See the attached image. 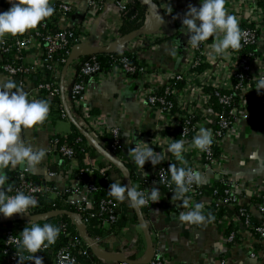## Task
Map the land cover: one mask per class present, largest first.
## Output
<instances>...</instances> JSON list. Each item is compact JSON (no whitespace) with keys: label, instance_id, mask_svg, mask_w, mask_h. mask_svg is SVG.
<instances>
[{"label":"built area","instance_id":"1","mask_svg":"<svg viewBox=\"0 0 264 264\" xmlns=\"http://www.w3.org/2000/svg\"><path fill=\"white\" fill-rule=\"evenodd\" d=\"M153 1L158 3L164 24H170L172 18L167 13V9L169 6L174 9L177 0ZM111 4L117 7L122 18L121 24L123 17H132L135 14L136 2L133 0L126 4L123 0H112ZM90 5V8L97 13L104 7V4L98 1ZM129 5H132V8H128ZM192 5L199 7L200 0H194ZM52 6L55 9L54 19L61 30L60 33L44 35L46 25H39L24 35L10 39L6 36L0 38L1 58L3 54L15 49L18 52L16 60L20 62L19 64H3L1 59V72L8 77V80L15 81L18 88L25 90L32 85L33 90L28 93L30 100H46L48 103L61 101L62 71L59 70L58 64L51 65L55 55L70 44L73 45L72 52L78 49L104 48L116 43L122 37L120 30L118 39L107 46L98 47V42H95L90 34L94 19L93 12H90L84 20L73 22L76 13L71 6L59 3H54ZM225 8L229 14L237 18L242 33L241 47L236 50L229 49L231 54L227 58L219 55L214 58L209 57L210 49L207 45L213 43L210 39L198 49H192L186 42L188 52L185 56L179 53L182 61L174 70L157 65L152 60L141 57L140 53L148 46L156 48L170 40V37L163 34L161 29L153 35L135 38L118 51L122 54L138 52V62L145 63L143 67L140 64L133 65L126 56L115 60L108 71H105L93 57L85 61L81 59L75 61L65 76V100L75 122L104 149L103 137L110 134L114 138L112 149L121 151L138 177V180L133 182V187L138 191L159 188L160 201L153 204L149 202L144 207L152 209V213L157 210L165 214L179 215L180 212L191 210L196 204H201L204 214L207 216L210 213L215 218L211 223L204 224L220 228L224 247L222 264H236L234 260L236 252L244 254L251 261L264 264V179L259 176L247 180L244 176H234L226 171L231 161L229 147L242 148L251 136L264 138V90L258 92L256 80H254L260 71L264 73V0H225ZM142 23L143 26L138 31L152 24V15L148 10ZM185 33L186 29L179 34L182 38L180 40L184 37L189 39ZM253 48L254 50L251 51L250 49ZM31 50H36L38 62L29 65L26 55ZM23 54H26L25 58H21ZM175 58H178L177 53ZM45 69L50 70V77L46 82L36 83L37 77L42 75ZM83 77H87L88 80L81 79ZM68 79H70L69 82ZM103 79H118L123 84L137 86L138 95L144 101L147 112L158 118L156 127L150 133L138 131L139 139L136 141L126 138L119 128L109 127L100 120L99 114L91 113L89 104L91 83L98 84ZM65 83L70 85L69 89H66ZM214 100H217L221 106V111L215 109ZM50 103V111H53L54 107H51ZM62 108L63 118L67 119L63 105ZM201 128L210 130L213 136V143L207 151H200L191 146ZM166 137L173 141L179 139L185 141L184 156L187 165L178 162L175 155L167 151V145H161V141ZM171 140H168V143H171ZM137 141H141V144L144 142L155 151L162 153L163 161L155 167L150 162L146 163L144 169H140L129 156L130 149L135 148ZM55 144H58V141ZM105 150L113 155L109 149ZM56 155L57 162L61 164L64 161L69 162L67 174L74 173L71 167L73 163H78L74 151L67 145H63ZM170 165H175L177 168L191 167L201 174L202 182L199 185L193 184L188 194L189 208L177 206L181 205V201H172L176 185L171 180V173L168 172ZM75 170L78 171L77 178L85 175L88 178L92 176V171L89 169H80L78 166ZM121 176L122 181L119 183L126 185L122 173ZM89 181L83 189L67 184L62 189L63 193H71L69 203L78 209L77 215L87 230L91 225L90 220L95 218L94 230L108 231L120 217L116 209L125 214L126 207L124 203L116 199L96 207L94 202L96 188L92 185V180ZM111 181L117 183L113 175ZM47 183L50 182H35L27 173H21L18 175L17 185L8 194L15 195L17 191H22L35 196L39 201L49 192L50 186ZM254 200H260V202L257 203ZM33 215L31 208L29 215L23 216ZM144 217L147 221V216L144 215ZM0 218L4 217L0 216ZM183 223L186 229L190 228L189 223ZM25 224L32 226L31 223ZM59 228L61 231L58 239L64 237L69 241L54 252L52 264H82L81 260L84 264H94L97 257L90 247L84 241L72 239L67 225L61 224ZM21 233L22 231L15 234L5 226L0 228V242L3 245L0 258H5V264H34L33 254L27 252L22 246ZM92 240L100 248L106 241L101 237L92 238ZM116 240L122 239L116 238ZM52 246L43 248L36 254L43 259L44 264H46L45 256L53 253ZM75 250H77L76 253ZM133 250L137 253L138 247ZM139 253H131L129 257L125 254L122 256L126 259L136 256L131 260L146 259L147 253L143 256H139ZM103 264L129 263L104 262ZM150 264L177 263L171 258L155 253Z\"/></svg>","mask_w":264,"mask_h":264},{"label":"crops","instance_id":"2","mask_svg":"<svg viewBox=\"0 0 264 264\" xmlns=\"http://www.w3.org/2000/svg\"><path fill=\"white\" fill-rule=\"evenodd\" d=\"M95 1L104 4L103 9L98 13L90 8V4ZM111 2L112 0H52V4L59 3L71 6L76 14L83 17H87L90 12H93L94 19L90 34L91 38L98 42V47L107 46L118 39L123 24H121L122 18L117 7L112 5ZM123 2L126 4L130 0H123ZM193 3L194 0L176 1L171 14L172 21L168 24L169 32L167 34L163 33L168 35L170 40L163 42L156 48L148 46L140 53L141 57L152 60L157 65L166 66L170 70H174L180 65L182 61L180 55L185 56L188 51L186 43L182 40V46L177 39H182L179 36L185 29L182 20L189 5ZM11 7L12 4L9 3V0H0V13L8 11ZM11 37L13 36H6L7 39ZM175 53L178 54V58H175ZM36 55V50H31L26 55L29 65L38 62ZM1 59L0 56V63ZM70 76L72 77L71 74ZM7 80L8 77L0 70V85ZM69 81L70 79H68ZM69 86L65 83L66 89H69ZM32 90L33 86L30 85L24 91L30 93ZM89 104L91 111L96 110L95 114H99L100 120L104 124L119 128L124 135L127 134V136L125 135L126 138H132L135 141L139 139L138 131L150 133L158 122V118L147 112L144 101L138 95L137 86L135 84H123L118 79H103L98 84L91 83ZM60 123H64L68 127L59 130ZM73 127L75 126L67 118L52 125L25 130L22 139L27 143H31L33 147L46 148V159L35 170L17 167L16 169L6 170L7 174H13L17 177L21 173H27L38 181L54 183L59 189H64L67 184L76 187L78 182L74 179L77 176L75 177L73 173L68 175L67 172H62L63 163L61 164L55 160L57 148L52 142L53 137L63 138L69 136L73 132ZM228 150L231 153L230 165L226 170L228 173L234 176H244L247 180L259 176L264 179V138L251 136L244 147H229ZM78 166L79 162L73 163L71 168L76 171L75 169ZM113 178L117 182L122 181L121 174L115 173ZM128 204L124 203L127 210L126 214L132 216L135 212L132 205ZM178 217V214H165L157 210L151 213L150 217H147L155 253L171 258L177 264H222L224 247L220 228L209 224H189L190 228L186 229L185 224ZM123 233L124 237L121 241H117L115 238L105 241L104 245L112 251L109 252L110 254L119 256L125 254L129 257L131 253L138 254L140 252L139 256L147 253V240L139 222L138 224H129ZM135 247H138L137 253L133 250ZM135 258L131 257V259ZM234 260L236 264H261L249 260L239 252L235 253Z\"/></svg>","mask_w":264,"mask_h":264},{"label":"clouds","instance_id":"3","mask_svg":"<svg viewBox=\"0 0 264 264\" xmlns=\"http://www.w3.org/2000/svg\"><path fill=\"white\" fill-rule=\"evenodd\" d=\"M12 7L0 13V38L7 35L13 37L24 35L30 30L36 29L43 21L53 16L55 9L52 0H9ZM168 14L173 13L171 6L167 9ZM199 22V23H197ZM182 24L189 37L187 43L192 49H198L202 44L209 41V57L219 55L227 58L231 53L241 47L242 33L237 18L229 14L225 8V0H200V6L189 5ZM256 80V90H264V73L260 71ZM15 89V91H13ZM50 112L49 103L46 100H30L28 93L18 88L13 80H7L0 85V216L11 218L14 215H29V209L38 206V200L33 195L17 191L15 195H9L11 188H6L8 176L6 170L26 167L37 169L46 159L47 149L33 147L22 139L25 130L33 129L42 125ZM127 136V134L125 133ZM166 137L161 145H167V151L175 155L178 162L187 165L184 156L186 151L183 139L171 140ZM213 143L210 130L201 128L199 134L192 141L191 146L200 151H207ZM135 148L130 149L129 156L135 165L144 169L146 163L158 166L164 159L162 153L155 151L148 144L137 141ZM168 172L176 188L172 201H181L184 208H189L188 194L193 184L202 182L201 174L191 167H179L170 165ZM108 194L120 202L126 199L137 207H143L160 201L159 188L138 191L135 187H128L121 183H112ZM178 219L193 225L211 223L215 218L210 213L206 216L203 205L196 204L188 211H182ZM20 234L23 248L32 253L34 264H44L41 257L37 256L43 248L54 245L59 237L61 229L52 224L31 223Z\"/></svg>","mask_w":264,"mask_h":264},{"label":"trees","instance_id":"4","mask_svg":"<svg viewBox=\"0 0 264 264\" xmlns=\"http://www.w3.org/2000/svg\"><path fill=\"white\" fill-rule=\"evenodd\" d=\"M155 4H158L157 1H155ZM128 8H132V5H129ZM135 9H136L135 14L132 17H128V16L123 17V24H122L121 31H120V34L123 37L139 30L143 26L142 21L146 16L147 9L141 6L139 3H136ZM43 25H46V28H47L44 31V35H48V34L55 35V34L60 33L61 31L57 25L56 19H54V14L53 16H51L50 18H47L45 21H43L40 24V26H43ZM177 40L179 44L182 45V40L180 39H177ZM72 48H73V45L70 44L66 49L61 51L59 54L55 55V57L51 61V65L58 64L59 70L63 71L66 65V62L72 52ZM250 50L253 51L254 48ZM243 52H246V51H243ZM17 54L18 52L15 49H13L10 53L3 54L2 63L3 64H19L20 62L16 60ZM25 55L26 54L21 55L22 56L21 58H25L26 57ZM125 56L129 58L130 62L133 65L140 64V66L143 67L145 64V63L138 62L139 61L138 52L134 54H130L127 52L122 54V53L117 52L111 55H96L93 58H95L100 63L101 67L105 71H108L111 69V67L115 63V60H120V58H123ZM90 58L91 57L83 58L81 59V61H85ZM50 75H51L50 70L45 69L44 73L38 76L35 82L39 84L46 82L47 79L50 77ZM81 79L86 80V81L88 80L87 77H83ZM50 104H51V107L52 106L54 107V110L49 112V116L47 120L42 125H38L40 127H44L49 124L52 125L56 123L57 121L64 119L63 118L64 113H63L61 101L59 100V101H56ZM214 107L217 111H221V106L218 104L217 100H214ZM96 112H97L96 110L91 111L92 114H95ZM56 141H58V144H55ZM103 141L105 142V149H109L110 151H112L113 155L117 159H121L125 163V165L131 171L133 182H136L138 180V177L134 174L132 170V166L129 165L128 160L124 158V155L121 153L120 150L112 149V145L114 144V138L110 134H107L103 137ZM52 142L57 148L56 150L57 153L60 152V149L63 145H67L70 149L74 151L75 158L79 162V168L89 169L92 171V176H90L89 178L86 175L83 176L82 178H77L76 174H78V171H74L73 174L76 177V178L74 177L75 178L74 181L76 180V182H78L77 186L81 189L85 188L86 185H88V183L90 182L89 180H92V185L96 188L95 189V199H94L96 207L102 205V203L107 204L111 201H114L115 198L110 196L108 194V191L110 190V185L113 183L111 181L112 175H114L115 173L121 174L120 171L114 165H112L109 162H106L102 157H100L97 154V152L89 145V143L83 137V135H81V133L76 129V127H73V132L66 138L53 137ZM95 155H98V156L95 157ZM68 165H69V162L64 161L62 165V172L67 171ZM7 176H8V183L5 186L13 190L18 183V176L15 177L13 174H7ZM30 178L31 180L35 182H39L37 179H34L32 177ZM47 184L48 186H50L49 192L39 199L37 207L32 208V212L34 215H44V214L53 212L55 210L70 211L75 214L79 213L78 209L69 203L70 197L72 196L71 193L64 194L63 190L59 189L54 183H47ZM254 201L257 203L260 202V200H254ZM122 203H125V204L130 203V205H132L131 201L127 199ZM107 207H109V205ZM140 208H141L143 215L150 217L152 213V209H148L144 206ZM116 211L120 217L118 221H116V223H114L108 231H100V232L95 231L93 226L96 223V219L95 218L91 219L90 220L91 225L90 227H88V230H87L89 236L93 239L97 237H101L102 239H106V240L112 239V238L122 239L124 237L123 231L129 224L131 223L138 224L139 221L134 212L132 216H128L126 213L125 214L120 213L119 210L117 209ZM45 223L52 224L55 227H60L61 224L67 225L72 239L83 242L75 225L73 224L71 219L68 218L67 216L56 217L46 222H41L38 224L43 226V224ZM3 226L11 229L15 234L20 233V231H23L26 227H30L23 222L7 223V224H4ZM3 226L0 225V228H2ZM68 241L69 239L64 238V237H60L59 239H57L55 245L52 246L53 253L51 254L48 253L45 256L46 264H52L54 260V252H57V250L60 247L64 246ZM101 247L104 248L106 252H112L104 244H101ZM2 249H3V245L0 242V251H2ZM76 251L77 250H75L74 252L76 253ZM5 261H6L5 258H0V264H5ZM29 263H31V261H29ZM81 263L84 264L82 260H81ZM93 263L103 264L101 260L98 258L95 259Z\"/></svg>","mask_w":264,"mask_h":264},{"label":"water","instance_id":"5","mask_svg":"<svg viewBox=\"0 0 264 264\" xmlns=\"http://www.w3.org/2000/svg\"><path fill=\"white\" fill-rule=\"evenodd\" d=\"M136 3H139L141 6L145 7L152 15V24H150L148 27L144 28L142 31H135L127 36H122L116 43L104 47V48H89V49H78L74 50L67 62L66 65L62 71L61 74V101L62 105L64 107V111L70 120V122L76 127V129L83 135V137L87 140L89 145L100 155L102 156L107 162L114 165L118 170L124 175L126 186L132 187L133 181L131 172L129 171L128 167L117 159L114 155L107 152L101 145H99L78 123L75 122V120L70 115V112L68 110L66 100H65V88H64V80L65 76L67 74L68 69L70 66L77 60L88 58V57H94L96 55H110L118 52L122 48L126 47L132 40L135 38L146 36V35H153L157 33L159 30L162 29L163 33L169 32V26L164 24L163 22V16L161 13V10L158 6V4H155L153 0H133ZM133 15V14H132ZM131 15V16H132ZM80 18V19H79ZM85 17L80 16L78 14L73 17V22L77 20H84ZM153 28V29H152ZM187 37L183 38V42H187ZM132 204V202H131ZM134 212L138 218L139 224L143 229V232L145 234L147 244H148V251H147V257L144 260H131L126 259L123 256L119 255H112L109 252H106V250L100 248L97 246L92 238L89 236L87 229L85 226L81 223L80 218L77 214L70 212V211H54L50 212L48 214L44 215H37V216H13L11 218H0V224H7V223H14V222H23V223H41L46 222L50 219L56 218V217H63L67 216L71 219L73 224L75 225L81 239L90 247L91 251L96 255L98 259H100L103 262H109V263H129V264H150L155 256V246L149 231V227L146 221V218L144 217L141 208L135 207L133 204Z\"/></svg>","mask_w":264,"mask_h":264},{"label":"rangeland","instance_id":"6","mask_svg":"<svg viewBox=\"0 0 264 264\" xmlns=\"http://www.w3.org/2000/svg\"><path fill=\"white\" fill-rule=\"evenodd\" d=\"M68 126L64 123H60V125L58 126L59 130H63L66 129Z\"/></svg>","mask_w":264,"mask_h":264}]
</instances>
